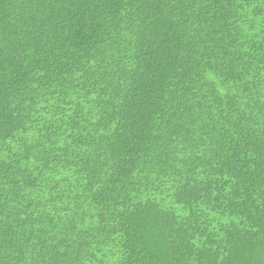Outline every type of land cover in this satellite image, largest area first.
<instances>
[{"label": "trees", "instance_id": "1", "mask_svg": "<svg viewBox=\"0 0 264 264\" xmlns=\"http://www.w3.org/2000/svg\"><path fill=\"white\" fill-rule=\"evenodd\" d=\"M0 264H264V0H0Z\"/></svg>", "mask_w": 264, "mask_h": 264}]
</instances>
